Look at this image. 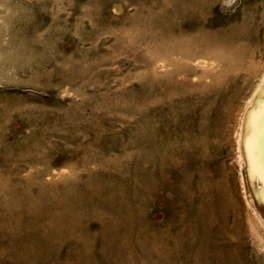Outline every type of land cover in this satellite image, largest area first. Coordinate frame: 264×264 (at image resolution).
Returning <instances> with one entry per match:
<instances>
[{
    "label": "rangeland",
    "instance_id": "rangeland-1",
    "mask_svg": "<svg viewBox=\"0 0 264 264\" xmlns=\"http://www.w3.org/2000/svg\"><path fill=\"white\" fill-rule=\"evenodd\" d=\"M263 87L264 0H0V264H264Z\"/></svg>",
    "mask_w": 264,
    "mask_h": 264
},
{
    "label": "bare ground",
    "instance_id": "bare-ground-1",
    "mask_svg": "<svg viewBox=\"0 0 264 264\" xmlns=\"http://www.w3.org/2000/svg\"><path fill=\"white\" fill-rule=\"evenodd\" d=\"M263 88H264V87H263ZM259 93H260V92H259ZM257 97H258V96H257ZM257 97H256V98H257ZM259 97H261V96L259 95ZM262 98H263V97H262ZM262 98H261V99H262ZM259 99H260V98H259ZM255 100H256V99H255ZM256 105H257V104H256ZM254 107H256V106H254ZM263 108H264V107H263ZM253 109H254V108H253ZM249 133H251V132H249ZM263 138H264V137H263ZM249 143H250V142H249ZM263 148H264V147H263ZM251 149H252V148H251ZM251 149H250V150H251ZM259 150H260V149H259ZM249 152H250V151H249ZM261 156H262V155H261ZM247 157H248V156H247ZM242 160L244 161V157H243V156H242ZM255 162H256V161H255ZM263 164H264V163H263ZM263 164H262V165H263ZM254 166H255V165H254ZM257 178H258V177H257ZM255 184H257V185H261V181L259 180V178L256 180Z\"/></svg>",
    "mask_w": 264,
    "mask_h": 264
}]
</instances>
